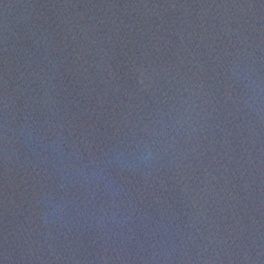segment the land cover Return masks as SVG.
<instances>
[{"label": "water", "instance_id": "water-1", "mask_svg": "<svg viewBox=\"0 0 264 264\" xmlns=\"http://www.w3.org/2000/svg\"><path fill=\"white\" fill-rule=\"evenodd\" d=\"M0 264H264V0H0Z\"/></svg>", "mask_w": 264, "mask_h": 264}]
</instances>
